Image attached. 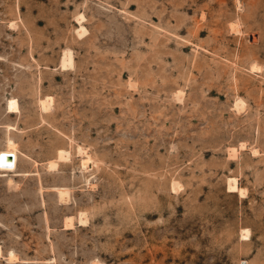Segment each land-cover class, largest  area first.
<instances>
[{"label": "rangeland", "instance_id": "1", "mask_svg": "<svg viewBox=\"0 0 264 264\" xmlns=\"http://www.w3.org/2000/svg\"><path fill=\"white\" fill-rule=\"evenodd\" d=\"M8 140L0 264H264V0H0Z\"/></svg>", "mask_w": 264, "mask_h": 264}, {"label": "bare ground", "instance_id": "2", "mask_svg": "<svg viewBox=\"0 0 264 264\" xmlns=\"http://www.w3.org/2000/svg\"><path fill=\"white\" fill-rule=\"evenodd\" d=\"M83 28V27H82ZM81 28V29H82ZM67 55H69L68 56V60H69V63H70V61H72V55L71 54H68L67 53ZM66 55V56H67ZM65 58V57H64ZM67 58V57H66ZM67 60V59H66ZM70 65V64H69ZM73 66V65H72ZM47 99V98H46ZM52 100V99H51ZM48 101L49 100H41V106L43 107V109L45 108L46 109V107L48 108V109H50L51 110V107L49 108L48 106L50 105L49 103H48ZM49 105H48V104ZM52 105V104H51ZM44 109V110H45ZM47 111H49V110H47ZM18 149L16 148V146H15V144L13 143V141L12 140H8V143H7V148H6V150H4V151H1L0 152V172H3V173H11V172H15L16 171V162H17V151ZM81 155V158H82V164H83V166H86V168H87V164L90 162L91 163V161H90V158L91 157H89V155L86 153V152H81L80 153ZM14 161H15V163H14ZM89 163V164H90ZM85 169V168H84ZM88 169V168H87ZM236 180L235 179H233V180H230V185H231V187L230 188H232L233 190H231L230 188V190H231V192H234V191H236V182H235ZM239 191H241L240 189H238ZM242 193V192H241ZM64 194H65V192L64 191H59V196L60 197H62V199H64L63 198V196H64ZM243 194V193H242ZM67 196H68V194H67ZM65 197V196H64ZM65 199H67V198H65ZM63 202H64V200H63ZM83 221V220H82ZM72 226V224L71 223H69V226ZM70 226V227H71ZM247 232V231H246ZM244 236H246V235H244ZM14 260V259H13Z\"/></svg>", "mask_w": 264, "mask_h": 264}]
</instances>
